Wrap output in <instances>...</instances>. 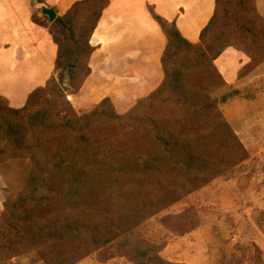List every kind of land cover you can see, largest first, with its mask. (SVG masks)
<instances>
[{"label": "rangeland", "instance_id": "rangeland-1", "mask_svg": "<svg viewBox=\"0 0 264 264\" xmlns=\"http://www.w3.org/2000/svg\"><path fill=\"white\" fill-rule=\"evenodd\" d=\"M253 4L254 0H220L216 24L200 44L202 51L220 38L230 44L213 62L219 72V85L212 94L219 117L212 122L224 120L235 140L228 144L215 133L218 137L212 136L203 148L206 156L203 164L218 172L210 174L208 182L194 187L191 181L200 173L193 171L176 177L163 166L157 170L158 162L149 150L133 149V153L127 150L128 140L153 129L152 119L145 113L139 116L134 113L132 119L124 120L118 128L94 127L87 142L72 140L59 145L65 157L66 177L74 181L65 186L68 189L87 186L94 206L99 209L105 205L116 207L124 190L135 185L147 187L143 194L153 203H150L153 214L127 234L161 246L159 256L172 264H264V61L259 60L264 56V36L253 33L259 27ZM49 28L51 34L56 31L52 23ZM199 43L198 39L194 44ZM189 54L197 53L189 50L187 57ZM185 58V52L180 53L168 68ZM224 61L226 69L221 67ZM59 73L50 88L35 91L22 108L10 107L0 96V114L15 122H25L43 108L62 118L73 112L89 113L99 106L103 99L92 106L78 107L72 96L77 91L72 89L68 71L61 77ZM202 78L196 75L192 81L199 85L205 82ZM64 80L69 85L67 91L60 84ZM148 96L137 99L130 107L115 106L108 98L119 115L135 109L148 113L157 109L167 113L169 120L179 121L187 113L201 112L175 96L164 95L152 101ZM206 132L205 127L197 131ZM30 165L27 159L0 163L3 202L16 199L23 192ZM147 176L150 179L144 181ZM124 199L129 202L126 195ZM2 211L3 208L0 215ZM0 226V233L5 235L7 230L1 220ZM4 244L0 236V245ZM108 249L84 255L83 246L46 244L14 257L4 251L0 253V264H48L52 259L62 264H133L120 255V247Z\"/></svg>", "mask_w": 264, "mask_h": 264}, {"label": "trees", "instance_id": "trees-1", "mask_svg": "<svg viewBox=\"0 0 264 264\" xmlns=\"http://www.w3.org/2000/svg\"><path fill=\"white\" fill-rule=\"evenodd\" d=\"M219 3L220 0L215 1L214 13L200 32L199 45L187 40L174 21L165 19L150 8L163 31L166 45L160 59L164 79L149 93L148 99L175 96L201 112L187 113L179 121L169 120L167 113L157 109L149 113L135 109L126 115H119L110 99L105 97L94 110L82 115L73 112L58 118L50 109L43 108L30 115L25 122H15L10 116L0 114V163L7 159H27L31 164L23 192L16 199L3 202L0 220L7 233H0L5 240V244L0 245V253L7 251L14 257L46 244H73L83 246L84 255H88L117 246L121 249L120 255L133 264H172L159 256L161 246L127 234L153 214V203L143 194L147 187L135 185L124 190L118 196L116 207L105 205L99 209L94 206V198L88 194L87 186L78 185L73 189L65 186L74 181L72 177H66L67 168L63 167L65 157L59 145L72 140L87 142L94 127L118 128L124 120L132 119L134 113L135 116L145 113L152 119L153 129H146L128 140L127 150L132 153L149 150L158 162L157 170L163 166L176 177L187 172L200 173L191 181L194 187L208 182V176L218 172L203 164L206 159L203 148L216 134L228 144L235 140L224 120L218 124L212 122L213 118L219 117L217 103L212 96L219 85V72L213 62L230 44L220 38L208 44L204 51L200 46L207 32L216 24ZM107 4L108 0H82L52 22L56 25L52 34L57 46L55 69L60 71V77L68 71L73 91L80 89L90 73L88 63L94 49L90 38ZM253 7L259 25L253 33L264 36V18L257 11L256 0ZM189 50H195L197 54L187 57ZM182 52H185L186 58L172 69L168 68ZM259 60L264 61V56ZM196 75H202L205 82L195 84L192 79ZM54 77L47 81L46 89L51 87ZM165 109L169 107L165 106ZM201 127L207 130L205 134L197 133ZM147 179L150 178L147 176L144 181ZM124 195L129 202L125 201ZM47 257L50 259L49 255ZM48 264L62 263L52 259Z\"/></svg>", "mask_w": 264, "mask_h": 264}, {"label": "crops", "instance_id": "crops-1", "mask_svg": "<svg viewBox=\"0 0 264 264\" xmlns=\"http://www.w3.org/2000/svg\"><path fill=\"white\" fill-rule=\"evenodd\" d=\"M80 1L39 3L62 16ZM215 1L108 0L90 38L94 48L88 63L90 73L72 94L78 107L92 106L105 97L115 106L130 107L158 87L166 39L150 8L174 21L187 40L196 42L214 13ZM35 2L0 0V96L16 109L26 106L32 94L45 88L57 73L51 23L35 8ZM256 8L264 18V0H256ZM221 67L227 68L225 61ZM2 208L0 190V212Z\"/></svg>", "mask_w": 264, "mask_h": 264}, {"label": "water", "instance_id": "water-1", "mask_svg": "<svg viewBox=\"0 0 264 264\" xmlns=\"http://www.w3.org/2000/svg\"><path fill=\"white\" fill-rule=\"evenodd\" d=\"M35 8L39 10L43 15H45L50 23H52L57 16L55 10L53 8L46 6L44 3L35 2ZM60 84L63 90L65 91L69 90V85H67V80L61 81Z\"/></svg>", "mask_w": 264, "mask_h": 264}]
</instances>
